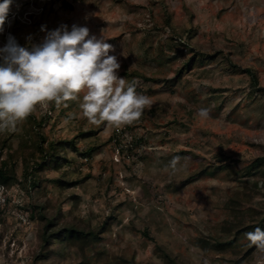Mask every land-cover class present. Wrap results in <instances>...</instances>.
<instances>
[{
  "label": "rangeland",
  "instance_id": "obj_1",
  "mask_svg": "<svg viewBox=\"0 0 264 264\" xmlns=\"http://www.w3.org/2000/svg\"><path fill=\"white\" fill-rule=\"evenodd\" d=\"M42 25L103 30L119 75L153 103L119 130L69 102L0 134V164L17 179L0 184V264H259L244 234L264 219V163L250 168L264 160V0H12L0 48L9 35L39 43ZM73 138L77 151L64 144L32 185L38 144ZM46 221L47 235L94 236L44 245Z\"/></svg>",
  "mask_w": 264,
  "mask_h": 264
},
{
  "label": "clouds",
  "instance_id": "obj_2",
  "mask_svg": "<svg viewBox=\"0 0 264 264\" xmlns=\"http://www.w3.org/2000/svg\"><path fill=\"white\" fill-rule=\"evenodd\" d=\"M12 0H0V32ZM45 33L39 43L26 38L20 46L9 35L0 48V134L16 132L38 109H67L76 102L81 116L91 126L119 130L138 122L152 107V97L137 91V82L119 75L121 63L112 44L103 36L90 35L85 26L66 25ZM196 115L210 118L207 107ZM71 119V113L63 123ZM186 159V158H185ZM181 157H174L165 171L178 170ZM249 248H255L259 264H264V229L259 227L244 234Z\"/></svg>",
  "mask_w": 264,
  "mask_h": 264
},
{
  "label": "trees",
  "instance_id": "obj_3",
  "mask_svg": "<svg viewBox=\"0 0 264 264\" xmlns=\"http://www.w3.org/2000/svg\"><path fill=\"white\" fill-rule=\"evenodd\" d=\"M247 72L251 75V78L253 80V83L256 84L257 82V79H256V75L254 72H252L250 69H247ZM39 144H42L44 143L45 139L43 137H39ZM38 144V148H39V156H40V163L37 164L40 165L39 168L37 169H32L31 171V174H27L28 172V169H26V175L30 176L31 175V178H32V185L35 184V180L37 179L36 178V174L39 172V169H42V167L46 166L45 165V162L48 160L51 161L52 160V157H58L59 158V155H57V152H63V145L64 144H67L68 146L72 147L71 149L74 151H77L76 147H75V140L74 138L73 139H70V140H67V141H60V142H56V143H49L48 144V147L46 149H43L42 147H40V145ZM90 153V150L87 151L86 153H82L83 156H87L88 154ZM50 159V160H49ZM36 162H33V165L35 164ZM264 163V160H259V159H255L252 164H251V169L253 168H256V166L260 165V164H263ZM58 166V165H57ZM59 169V167H56ZM17 179L15 178V175H14V172L12 169H10L8 167V163L6 161H4L2 164H0V184L2 187H8L10 186L12 183L16 182ZM38 181V180H37ZM55 183H59V184H64L63 181L61 179H56L55 180ZM34 187V186H33ZM44 215H42L43 217ZM41 217V218H42ZM45 218V217H43ZM52 222L51 221H46L45 223V226H44V230H43V242H44V245L45 244H48L50 245V239L51 237H58L57 239L59 240V242L61 243H64V242H69V241H75V242H87L92 236H94V234L92 232H83V231H78V230H73V229H63L61 231H58L56 233H52L50 235H47V229H48V226L51 225ZM263 224H264V219L262 221V224L258 227H260L261 229H263ZM254 248V247H253ZM50 253V251H47V249H43L42 253L40 254L41 257H44V258H47L48 257V254ZM165 257L169 260V262H172V260L169 259V257L167 255H165Z\"/></svg>",
  "mask_w": 264,
  "mask_h": 264
}]
</instances>
